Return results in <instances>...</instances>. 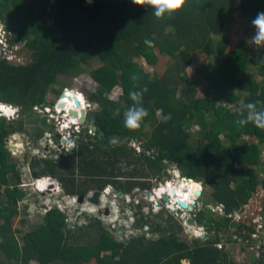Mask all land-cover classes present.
<instances>
[{"label": "trees", "instance_id": "obj_1", "mask_svg": "<svg viewBox=\"0 0 264 264\" xmlns=\"http://www.w3.org/2000/svg\"><path fill=\"white\" fill-rule=\"evenodd\" d=\"M87 3L0 0L6 44L23 46L31 55L25 64H13L0 55V101L22 107V118L0 117V264H237L231 246L241 238L247 250L246 240L256 225L254 216L237 222L231 214L244 212L258 188H264V130L236 121L242 118L241 104L260 101L257 108L264 110V81L249 72L247 39L226 36L225 31L264 12V0H186L181 10L162 20L150 7L132 0ZM200 54L224 60L222 67L211 60L198 69L214 88L212 94L205 91V97L197 96L198 81L186 72ZM160 55L174 59L164 76L149 72L139 61L143 58L154 66ZM257 63L264 68V60ZM82 72L97 84L88 95L98 104L90 118L97 129L90 132L87 125L77 133L72 151L31 156L32 175L54 177L67 195L79 197L86 196L93 183L104 181L92 178L99 175L107 176L100 189L111 185L124 193L135 188L149 191L153 181L147 177L162 179L167 164L177 165L185 176L211 188L213 204L223 205L221 214L206 205L195 212L196 222L207 230L204 238H183V226L169 208L153 217L139 209L135 227L143 231L119 240L115 229L107 230L98 219L70 228L68 215L51 208L43 223L24 233L22 243L21 230L13 222L28 195L19 186L22 175L11 157L9 136L29 132L36 138L34 145L46 149L40 145L45 131H50L48 119L40 120L42 126L33 120L36 130L31 132L25 118L36 105L54 103L47 100L48 94L61 83L60 76ZM134 75L138 79L133 80ZM117 86L122 92L110 97ZM144 88L142 104L148 115L138 130L130 131L123 125L124 113L133 104L129 92ZM52 91L62 93L58 88ZM112 138L118 139L116 145L110 143ZM129 140L140 142L142 150L129 146ZM77 178H83L81 183ZM233 226L238 231H231ZM150 231L158 236L148 237ZM256 260L264 264L263 258Z\"/></svg>", "mask_w": 264, "mask_h": 264}, {"label": "rangeland", "instance_id": "obj_2", "mask_svg": "<svg viewBox=\"0 0 264 264\" xmlns=\"http://www.w3.org/2000/svg\"><path fill=\"white\" fill-rule=\"evenodd\" d=\"M96 0H91V2L87 3L88 5H91ZM252 19L245 18L239 21V23L231 28L229 31H225L226 36H237V37H244L247 39V48L250 54L252 55V63L250 64V73H252L255 78L258 81H264V68L261 67L260 64L257 63L258 59L264 60V48H261L257 50L255 46H252L248 43L249 38L253 34V28L251 26ZM0 45L3 47L0 51V55H4L8 58L10 62L13 64H25L31 60L30 52L23 46H18V48L9 47L5 42L6 32L3 30V27L0 28ZM20 47V48H19ZM18 49V50H17ZM213 60L214 64H218L220 67H222L223 59H217L213 56L209 55H195L193 63L188 66L187 68V76L190 80H197L198 81V91L197 96L205 97L204 93L205 91L210 92L211 94L214 92V88L209 85L207 80L202 76V73L198 71L200 67L205 65L207 62ZM140 62L144 65L145 69L148 70L151 73H157L159 76H164L168 74V70L174 66V59L172 57H169L167 55H160L159 61L156 65L152 66L148 64L143 58L139 59ZM93 64L96 65V62L93 61ZM60 84L54 85L53 88H58L63 91H68L69 89L71 91H75L77 94H82L80 97H83L84 103L89 104L88 110L86 111L87 115V123L91 124L90 118L93 117L94 112L98 108V104L93 103L90 101L88 95L95 91L97 89L96 82L90 77V75L87 72L78 73L76 75H65L60 76ZM63 87V88H62ZM50 90V93L48 94V101L55 100L53 104H39L34 107V111L29 112L28 115L25 118L26 126L32 131H35L36 128L33 125L34 121H39L38 125L42 126L41 119L47 118L48 119V126H46V130L53 129V126L51 125L52 122H54L55 127L57 128V123L55 119L59 121V123H65L64 121H68L69 118H71L70 114H68V117L61 116L57 109V105L59 103V99L61 98V94H56ZM122 92V88L119 86L115 87L112 92H110L108 95L112 98H118L120 93ZM7 106H11V104L6 103ZM233 105H229L231 108ZM18 107V109L16 108ZM13 106L12 113H8L9 115L6 116L7 119H17L22 118L21 115V106ZM46 107L50 108V112L46 110ZM234 108V107H233ZM16 110V113L14 111ZM56 110V111H55ZM47 111V112H46ZM10 112V111H9ZM63 113L67 112L62 111ZM52 113V114H51ZM50 116V117H49ZM5 117V116H3ZM17 117V118H16ZM52 118V119H51ZM196 128V127H194ZM46 132V131H45ZM55 133V129H54ZM55 140L53 136H50V139ZM34 141L32 142L31 139ZM36 139V138H35ZM35 139L33 136L29 135L28 133L19 134L15 133L11 136H9L8 146L11 149V157L14 159V161H18L20 166V172L22 175V183L19 185L20 188H22L26 193L27 197L19 203V208L21 210L20 215H18L13 222V227L18 228L21 230L20 232V240L23 243L22 236L24 233L28 232L33 227H36V225L41 224L44 222L43 216L49 210L50 208H62L63 212L68 215V225L70 228H73L74 225H81V224H87V222L91 220L98 219L101 221L104 228L107 230H113L116 226L122 225L124 226L123 229L116 231L117 239L119 238H130L133 236V234H137L142 232L143 230L138 229L135 227L136 222V212L135 208H139L142 210L143 214L147 217H153L157 215H161L162 212L166 210V204L167 201L162 199V196L160 195V192H163L162 188L169 186H177L182 187L183 190L186 192L188 190V184L186 179L184 178L185 175L182 173L183 171L181 168L177 165H166L167 166V175L164 176L162 179H155L154 177H147V180L153 181L151 189L149 192V197L147 196V191L135 188L126 197L124 194L118 193V189L115 186H108L104 189H100L98 186L107 179L106 175H99V176H93L92 178H95L96 180L102 179L104 180L101 183H93L91 185L92 190L88 192L86 195V199L84 202L80 203L77 196L73 195H67L63 191V187L61 186L60 182L55 179L51 180L50 178H44L42 179L43 183L50 184L54 183L53 187H47V190L44 192L39 191V187L37 188L36 182L37 177L32 175L31 173V167H30V158L33 155H38L39 157H49V156H58L59 154L63 153V151L69 149H66V146L68 147L69 142H63L62 146L58 147H52L51 151H49V154L46 153V149L40 150L35 144ZM248 140V139H245ZM51 141V140H49ZM127 143V140L124 139L123 142ZM33 143V144H32ZM50 143V142H49ZM72 147L74 145L77 146L76 142L75 144H72ZM44 144L43 146H45ZM128 145L133 147L135 150L139 151L142 150L141 143L138 141L129 140ZM193 145H195V142H193ZM75 146V147H76ZM30 147V148H29ZM41 147V146H40ZM263 147V156H264V144H262ZM47 148V147H44ZM69 148V147H68ZM74 148V147H73ZM30 149L31 152L26 153L27 150ZM33 149V151H32ZM150 154H153L152 152ZM29 155L30 157H28ZM259 167L257 166V169ZM183 176V177H182ZM181 177L183 179H181ZM145 178V177H144ZM154 178V179H153ZM181 180H177V179ZM79 182L81 183V180L83 178H77ZM101 180V181H102ZM194 180V179H193ZM180 183V184H178ZM194 183H196V187L202 190V194L200 196H197L194 194L192 197L196 201V203L192 206L193 210H171V212L176 216L180 224L183 226V232L182 237L185 239H192L196 236L194 235L195 232V226L194 224H189L188 219L194 218L195 212L203 208L204 205L207 206V208H212L213 210L217 211L218 213H222L223 209L221 204L215 205L214 200L211 196V188L208 186H205L202 181L194 180ZM42 187V188H45ZM41 188V189H42ZM168 188L166 190L168 191ZM197 188V189H198ZM99 190L101 191L102 197L100 204H93L88 200V197L92 196L93 192ZM128 193V192H127ZM188 193V192H187ZM111 196V198H109ZM126 197V198H125ZM131 199V201H126ZM108 199V200H107ZM172 201V196L170 194V199ZM159 202H161L159 204ZM264 202V188L261 186L258 188V191L255 193V195L250 199L249 206L248 204H245L246 210L242 213H236L235 216L238 218L237 222H241L245 216L247 218L255 217L256 213H259L258 208L262 206V203ZM139 203V205H137ZM264 205V203H263ZM138 206V207H137ZM244 206V207H245ZM251 206V207H250ZM151 208H153L156 212L154 213L151 211ZM108 210V212H107ZM254 214V215H253ZM232 215V214H231ZM163 218H167L165 214H163ZM257 225V224H255ZM73 230V229H71ZM201 231V230H200ZM231 231H238V226H233L231 228ZM227 233V232H226ZM148 237H157V234L152 233L151 231L147 233ZM241 239V238H240ZM240 239H238L237 242H235L234 245L231 246L232 249V256L231 258L237 263V264H257L254 259L255 255L251 252H247V250H243L240 242ZM121 240V239H120ZM230 249V250H231ZM30 264H39L36 261H31ZM88 264H95V261H91ZM183 264H189V260H183Z\"/></svg>", "mask_w": 264, "mask_h": 264}, {"label": "clouds", "instance_id": "obj_3", "mask_svg": "<svg viewBox=\"0 0 264 264\" xmlns=\"http://www.w3.org/2000/svg\"><path fill=\"white\" fill-rule=\"evenodd\" d=\"M88 2L90 3L91 0H88ZM132 3L133 4H136V5H139V6H148V7H150L151 8V12L155 16V18L158 19V20H162V19H165V18H171L175 12L181 10L185 6V4H186V0H132ZM251 26H252V28H253L254 31H253V34L251 35V37L249 38L248 43L250 45H252V46H255V48L257 50H259L261 48H264V12L257 13L256 17L253 18L252 21H251ZM145 44L151 46L152 45V41L146 39L145 40ZM132 79L133 80L138 79V76L134 75L132 77ZM146 91H147V88H144L142 91L133 90V91H130L129 92V98L133 101V104L124 113L123 125H124V127L126 129H128L130 131L138 130L141 127V122L148 115L147 109L144 108L143 107V104H142L143 93L146 92ZM63 92H66V91H63ZM77 95L80 97V95H82V94H80V95L77 94ZM61 98L59 99V101L61 100ZM81 102H82V100H81ZM259 103H261V102L260 101H256V102H248V103H245V104H241L239 111H240V115H241L242 118L241 119H238L236 121V123L238 125H240V126H244V125H247V124L251 123L255 127H257L258 129L264 130V110H260V109L257 108V105ZM3 104H6V102L0 101V105H3ZM8 104H10V103H8ZM11 105L18 106V105H15V104H11ZM88 107H89V104H86V102H85L84 105H83V108L85 109V108H88ZM65 110L66 109H63L62 111H65ZM78 110L80 111V109H78ZM87 110L88 109H86L85 111H87ZM1 112L2 111H0V113ZM59 113L61 114V116H65L64 115L65 112L64 113L59 112ZM3 116H5L4 118H6V115H1V117H3ZM71 116L73 118H75L76 120H78L73 115H71ZM7 120H9V119H7ZM72 120H68V121L65 120L64 122L66 123V125L64 123L65 126H64L63 129H65L66 131H69V132L72 133V135H73V138L72 139H74L73 142L75 144L76 134L79 133L80 131H82V129L85 126L90 125V124L86 122L85 125H82V124H80L79 121H74L73 122ZM55 121H56L57 125H59V126H57V128H56L55 125H54V122H52V124H53L52 125L53 126V130H50L48 132H45L44 137L47 135L46 133H50V132L54 133V129H55V133H54V136L53 137L55 139H57V141L60 144L63 143V142H67V141L70 142V138H69V140H66L63 137V133L60 130L61 123H59V121L57 119H55ZM76 124H78L79 127H81V129H80L79 132H76V129H75V125ZM88 128L90 129V132L95 131V130H93L89 126H88ZM110 143L113 144V145H116L118 143V139L117 138H112L110 140ZM73 147H75V145ZM69 151H72V150H69ZM43 177L44 178L45 177L46 178L49 177L51 180L52 179L55 180V178L54 177H51V176H43ZM43 177H40V179H43ZM182 177H181V179H183ZM186 177H189V176H185L184 178L187 179ZM181 179L179 178L177 180H181ZM190 180H193V179L190 178ZM42 184L43 183H41L40 185H42ZM36 185H37V188L39 187L38 189L41 192H44L45 190H47V188L40 187V185H38L37 182H36ZM53 186H54V183L52 185L50 184V186H48V187H53ZM108 186H111V185H108ZM166 188H168V186L167 187H163L162 190H163L164 193H167L165 195H167V197H169V199H170V194L168 195V191L166 190ZM119 192H123V191H118V193ZM102 194L100 196V201L102 200L101 199ZM123 194H124V192H123ZM129 194L130 193H126L124 195L126 197H128ZM201 194H202V190H201ZM125 200L126 201H131V199H129V198H128V200L127 199H125ZM193 201H195V200H193ZM195 203H196V201H195ZM167 204H168V202H167ZM167 204H166V208H167ZM194 204L192 203L190 205H194ZM137 205H139V203ZM175 206H176V209H180V208L177 207L178 206L177 202H175ZM138 210H139V208L138 209L135 208V212H137ZM180 210H184V208H182ZM191 210H193V208ZM151 211L154 212L155 210L153 208H151ZM141 212H142V210H141ZM154 213H158V211H156ZM194 219H195V215H194ZM195 221H196V219H195ZM194 226H195V230L194 231H197V228L199 226H202V225H198V223L196 222L194 224ZM197 233L198 232H195L194 235L196 237H201V236H198ZM204 237L205 236H203V238Z\"/></svg>", "mask_w": 264, "mask_h": 264}, {"label": "built area", "instance_id": "obj_4", "mask_svg": "<svg viewBox=\"0 0 264 264\" xmlns=\"http://www.w3.org/2000/svg\"><path fill=\"white\" fill-rule=\"evenodd\" d=\"M0 28H1V26H0ZM1 32V31H0ZM60 101H62V98H61V100ZM59 101V102H60ZM5 106V110L3 111V112H1L0 113V117H1V115H6V116H8L9 117V115L7 114V112L8 113H12V111H13V106L14 105H11V106H7L6 104L4 105ZM16 107V106H15ZM17 109H18V107H16ZM60 107L57 105V109H58V111L59 112H62V109H59ZM46 110L48 111V112H50V108L49 107H46ZM10 111V112H9ZM46 111V112H47ZM14 113H16V110L14 111ZM63 113V112H62ZM52 114V113H51ZM68 112H66V113H64V115L66 116V117H68ZM17 118V117H16ZM13 119H15V118H13ZM13 119H9V120H13ZM52 119V118H51ZM73 118L71 117V118H69V120H72ZM73 122L74 121H78V120H72ZM65 125H66V123H65ZM64 123H62L61 124V127H60V130H61V132L63 133V137L66 139V140H69V138H70V142H69V146L68 147H70V146H72L70 143H72V144H74V139H72L73 138V135H72V133L71 132H69V131H66L65 129H63L64 128ZM75 129H76V132H79L80 131V129H81V127H79V125L78 124H76L75 125ZM47 135L44 137V139L41 141V147H47L46 148V150H48L49 148H51L52 149V147H58V146H62L63 145V143H59V142H56V141H54L53 139H52V137H51V139H50V136H54V133H52V132H50V133H46ZM49 140H51V141H49ZM56 140V139H55ZM50 142V143H49ZM44 144H46L45 146H43ZM54 147V148H55ZM67 146H66V149H69ZM49 178V177H48ZM41 183H43V181H42V179H38L37 180V184L38 185H40ZM222 206V209H223V205H221ZM51 209V208H50ZM60 210H62L63 211V209L62 208H59ZM247 208H246V206H245V209L244 210H246ZM236 213H240L239 211H236V212H234V213H232V217L236 220V221H238V218L235 216V214ZM253 222L255 223V224H257L256 225V227H255V231L250 235V237H249V239H247L246 240V244H247V247H246V249H247V252H251L252 254H254L255 255V259H260V258H263L264 259V233L261 231V229L264 227V219L262 218V217H258V216H255L254 218H253ZM198 236H205L206 234H207V230H206V228L204 227V226H199L198 228ZM201 230V231H200ZM240 241H242L241 239H240ZM217 247L218 248H222L223 247V243L222 242H220V243H218L217 244Z\"/></svg>", "mask_w": 264, "mask_h": 264}, {"label": "water", "instance_id": "obj_5", "mask_svg": "<svg viewBox=\"0 0 264 264\" xmlns=\"http://www.w3.org/2000/svg\"><path fill=\"white\" fill-rule=\"evenodd\" d=\"M71 93H73L72 99L74 101L75 107L74 108H69L67 110V112L69 114L73 115L74 117H76L78 119V121L80 122V124L85 125L86 124V121H87V115H86V111L83 108V105H82V102H81V98L77 95V93L75 91H71ZM65 95H66V92H62L61 93V97L62 98ZM65 105L66 104L64 102H62V101L58 103V106L60 108H62V109L65 107ZM79 108H81L82 110L80 109V111H79L78 110ZM89 127H91L93 130H96L97 129V127L94 124H90ZM69 150H73V147L70 146L69 147ZM186 178H187V180H190L189 177H186ZM101 194H102L101 191L96 190V191L93 192L92 196L88 197V200L91 203H93V204H100V196H101ZM120 194L122 195L123 192H120ZM174 194H175V189H174ZM195 194L197 196H200L201 195V190L200 189L195 190ZM147 196L148 197L150 196L149 195V192H147ZM85 198H86L85 195H80L79 198H78L79 199V202L80 203L84 202L85 201ZM109 198H111V197H109ZM162 198H163V200H165V201L168 202L167 208H169L170 210H175L176 209L175 204L173 202H170L169 197H167V195L163 194ZM192 203L194 204L195 201H193ZM177 204L180 205L184 209H188V210L190 209L191 210L193 208L192 205L188 204L187 201H185V200H183L181 198H178ZM107 212H108V210H107ZM188 222L190 224H195L196 223V221H195L194 218H189L188 219ZM123 228H124V226L118 225V226L115 227V230L119 232V230H121ZM145 228L146 229H149V226L146 225ZM261 231L264 233V227L261 229ZM201 237L203 238V236H201Z\"/></svg>", "mask_w": 264, "mask_h": 264}, {"label": "bare ground", "instance_id": "obj_6", "mask_svg": "<svg viewBox=\"0 0 264 264\" xmlns=\"http://www.w3.org/2000/svg\"><path fill=\"white\" fill-rule=\"evenodd\" d=\"M67 90L68 91L66 92V95L62 98V102H64L66 104L65 105L66 108L64 107L66 110H68L69 108H74L75 107L74 101L72 99L73 93L69 92L70 91L69 89H67ZM80 98L82 100V104L84 105L83 97H80ZM5 109H6L5 106H2L0 108V111L3 112ZM59 109H62V108H59ZM79 109H81V108H79ZM86 109L87 108H85L84 110H86ZM70 117H72V116H70ZM73 120H75V118H73ZM186 181H187V184H188L187 185L188 186V190L186 192L183 190L182 187L170 186L168 188V195L171 194L172 201L174 200L173 201L174 204H175V202H177L178 198H181V199L187 201L189 204H192V202L194 200L193 199L194 197H192V196L195 194V190H197L198 187H196V185H195L196 183H194V180H187L186 179ZM50 184L52 185L53 183H50ZM50 184L43 183L42 185H40V187H45V185H47V187H48V186H50ZM178 184H180V183H178ZM47 187H45V188H47ZM174 189H175V194H174ZM160 193H161V195L167 194V193H164V192H160ZM177 207L182 209L181 206H179V205Z\"/></svg>", "mask_w": 264, "mask_h": 264}, {"label": "crops", "instance_id": "obj_7", "mask_svg": "<svg viewBox=\"0 0 264 264\" xmlns=\"http://www.w3.org/2000/svg\"><path fill=\"white\" fill-rule=\"evenodd\" d=\"M239 1H240V0H239ZM263 203H264V202H263ZM263 203H262V206L258 208L259 213H256L255 216L262 217V218L264 219V205H263ZM248 206H249V204H248ZM250 207H251V206H250ZM253 215H254V214H253ZM239 243L241 244V242H239ZM254 261L257 263V260H256V259H254Z\"/></svg>", "mask_w": 264, "mask_h": 264}, {"label": "flooded vegetation", "instance_id": "obj_8", "mask_svg": "<svg viewBox=\"0 0 264 264\" xmlns=\"http://www.w3.org/2000/svg\"><path fill=\"white\" fill-rule=\"evenodd\" d=\"M161 195V194H160ZM162 196V195H161Z\"/></svg>", "mask_w": 264, "mask_h": 264}]
</instances>
